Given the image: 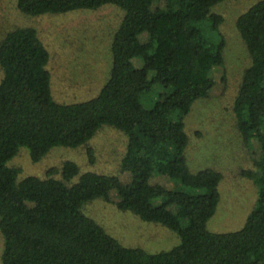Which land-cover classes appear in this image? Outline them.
I'll list each match as a JSON object with an SVG mask.
<instances>
[{
  "label": "trees",
  "instance_id": "16d2710c",
  "mask_svg": "<svg viewBox=\"0 0 264 264\" xmlns=\"http://www.w3.org/2000/svg\"><path fill=\"white\" fill-rule=\"evenodd\" d=\"M163 1L18 0L19 9L31 16L106 5L119 6L124 16L112 36L109 77L96 96L84 101L54 98L47 69L50 49L36 28H15L0 41L2 264H264V0L236 20L252 63L234 111L244 142L258 139L262 153L255 160L256 206L244 226L230 232L207 229L220 202L223 174L209 167L190 170L184 121L193 103L214 90V67L224 65L225 39L211 42L203 27L210 20L213 27L224 21L212 12L224 0ZM222 79L225 84L226 76ZM156 86L165 93L147 108L143 96ZM103 125L128 136L120 163L126 180L86 172L69 184L80 173L72 160L64 162L62 179L28 175L18 180L19 170L7 164L20 146L39 161L53 147L85 144ZM158 177L180 187H169ZM98 197L163 225L180 243L156 253L123 245L83 211L84 203Z\"/></svg>",
  "mask_w": 264,
  "mask_h": 264
},
{
  "label": "rangeland",
  "instance_id": "374dc122",
  "mask_svg": "<svg viewBox=\"0 0 264 264\" xmlns=\"http://www.w3.org/2000/svg\"><path fill=\"white\" fill-rule=\"evenodd\" d=\"M258 1L224 0L212 7V12L221 14L224 21L213 27L214 21L210 20L203 27L211 42L219 43L222 38L225 39L224 65L216 66L212 71L216 85L210 96L196 100L184 116L188 135L185 156L190 170L196 172L209 167L223 174L218 186L220 202L207 223V229L212 232L241 229L256 206L259 195L255 160L261 157V145L256 138L244 142L234 111L243 75L252 63L236 20ZM161 3L164 1L161 0ZM123 16L124 10L117 5L31 16L19 9L18 0H0V41L15 28H36L39 37L50 49L47 69L52 74L54 98L60 103L84 101L96 96L109 77L112 36ZM134 64L140 66L141 62L135 59ZM224 75L225 84L222 81ZM2 78L0 66V82ZM160 93H165V90L156 86L151 93L143 96L144 105L151 108L160 100ZM127 144L128 136L122 130L103 125L85 144L53 147L39 161L31 158L27 146H20L7 164L19 170L18 180L28 175L42 178L50 175L62 179L63 165L68 160L80 167V173L69 184L78 182L86 172L115 174L126 180V172H121L120 163L126 154ZM90 148L93 149L91 154ZM157 180L169 187H180L179 182H170L164 177ZM83 211L128 247H140L156 253L180 243L179 236L170 229L146 222L131 211H122L113 201L102 197L84 203ZM3 249L4 238L0 230V264Z\"/></svg>",
  "mask_w": 264,
  "mask_h": 264
}]
</instances>
